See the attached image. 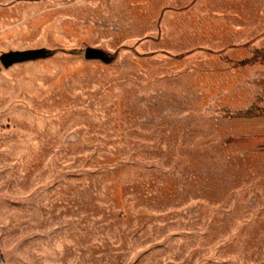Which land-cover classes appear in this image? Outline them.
<instances>
[{
  "label": "rangeland",
  "instance_id": "obj_1",
  "mask_svg": "<svg viewBox=\"0 0 264 264\" xmlns=\"http://www.w3.org/2000/svg\"><path fill=\"white\" fill-rule=\"evenodd\" d=\"M167 2L0 0L7 264H264V0Z\"/></svg>",
  "mask_w": 264,
  "mask_h": 264
},
{
  "label": "water",
  "instance_id": "obj_2",
  "mask_svg": "<svg viewBox=\"0 0 264 264\" xmlns=\"http://www.w3.org/2000/svg\"><path fill=\"white\" fill-rule=\"evenodd\" d=\"M44 56L43 52H9L1 55L0 61L5 68H9L14 64L28 61L30 59ZM87 59H102L106 62H112V58L104 51L97 49H88L86 51Z\"/></svg>",
  "mask_w": 264,
  "mask_h": 264
},
{
  "label": "crops",
  "instance_id": "obj_3",
  "mask_svg": "<svg viewBox=\"0 0 264 264\" xmlns=\"http://www.w3.org/2000/svg\"><path fill=\"white\" fill-rule=\"evenodd\" d=\"M196 1V2H195ZM195 2L194 4H192ZM227 3H232V0H225ZM223 3V2H222ZM167 5L171 8H181V7H191L193 6H214V2H211V0H168ZM233 7H230L228 10H232ZM214 14V13H210ZM217 14V13H215ZM225 14H232V11L225 12ZM14 11L12 9H0V23L1 22H9L13 16H14ZM4 254L2 247L0 245V257ZM5 255V254H4ZM6 258V257H5Z\"/></svg>",
  "mask_w": 264,
  "mask_h": 264
},
{
  "label": "built area",
  "instance_id": "obj_4",
  "mask_svg": "<svg viewBox=\"0 0 264 264\" xmlns=\"http://www.w3.org/2000/svg\"><path fill=\"white\" fill-rule=\"evenodd\" d=\"M0 264H7V261H6L4 254H2V256L0 257Z\"/></svg>",
  "mask_w": 264,
  "mask_h": 264
},
{
  "label": "trees",
  "instance_id": "obj_5",
  "mask_svg": "<svg viewBox=\"0 0 264 264\" xmlns=\"http://www.w3.org/2000/svg\"><path fill=\"white\" fill-rule=\"evenodd\" d=\"M120 52V50H118V52L117 53H119ZM110 56V55H109ZM111 58H112V60L114 61L115 60V56H110Z\"/></svg>",
  "mask_w": 264,
  "mask_h": 264
}]
</instances>
